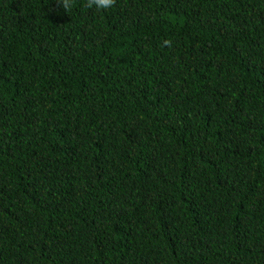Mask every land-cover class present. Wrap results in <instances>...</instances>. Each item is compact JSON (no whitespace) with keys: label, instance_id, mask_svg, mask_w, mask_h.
<instances>
[{"label":"trees","instance_id":"trees-1","mask_svg":"<svg viewBox=\"0 0 264 264\" xmlns=\"http://www.w3.org/2000/svg\"><path fill=\"white\" fill-rule=\"evenodd\" d=\"M84 4L0 0V264H264V0Z\"/></svg>","mask_w":264,"mask_h":264},{"label":"clouds","instance_id":"clouds-1","mask_svg":"<svg viewBox=\"0 0 264 264\" xmlns=\"http://www.w3.org/2000/svg\"><path fill=\"white\" fill-rule=\"evenodd\" d=\"M56 3L63 8L65 12L71 11L76 4V0H56ZM116 4V0H85L84 6L88 9L107 10ZM164 44L171 47V41H164Z\"/></svg>","mask_w":264,"mask_h":264}]
</instances>
